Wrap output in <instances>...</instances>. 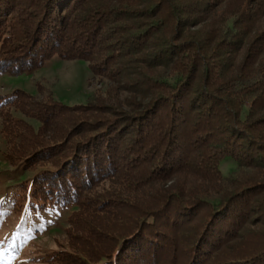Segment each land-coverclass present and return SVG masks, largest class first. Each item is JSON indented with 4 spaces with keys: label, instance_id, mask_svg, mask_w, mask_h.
<instances>
[{
    "label": "trees",
    "instance_id": "16d2710c",
    "mask_svg": "<svg viewBox=\"0 0 264 264\" xmlns=\"http://www.w3.org/2000/svg\"><path fill=\"white\" fill-rule=\"evenodd\" d=\"M225 2L0 0V75L32 73L59 55L88 61L94 78L136 84L139 98L100 127L91 123L94 96L62 103L63 122L18 107L34 123L11 116L2 129L36 175L13 211L56 224L75 211L84 236L68 248L90 264H150L127 256L143 244L154 264H264V239L253 242L243 216L264 209V190L249 203L264 187V0ZM29 95L15 91L0 107ZM121 119L131 126L124 136L99 135ZM226 159L236 163L230 175L220 168ZM102 182L109 186L91 195ZM230 208L240 215L229 222Z\"/></svg>",
    "mask_w": 264,
    "mask_h": 264
},
{
    "label": "rangeland",
    "instance_id": "374dc122",
    "mask_svg": "<svg viewBox=\"0 0 264 264\" xmlns=\"http://www.w3.org/2000/svg\"><path fill=\"white\" fill-rule=\"evenodd\" d=\"M259 1L261 0H255V2ZM230 2H233L234 6L236 5V0H226L223 7L226 8L225 6ZM261 22H264V16L261 18ZM113 77H117V75ZM135 86L136 84L132 85L129 82L122 81L119 77L113 81L108 76H97L94 78L88 61L82 59L67 60L61 58L59 55H53L43 66L32 73L22 75L4 73L0 75V101L3 98H9L15 91H23L30 94L28 99H25L26 96L24 98L21 96V100H17L18 102L5 106L3 109H1L3 105L0 107V264H70L67 263L70 260H72V264L79 262L80 264L91 263L90 256L83 257L79 254L76 255V253L74 254L68 248L73 240L79 236L81 238L84 236L83 229H77L76 219H73L71 222V219L76 214L75 211L70 210L66 212L65 216H62L57 224L52 222L54 220L52 217L32 216V214L19 215L17 211H13L15 206L20 210L23 202L27 200L28 183L34 178L36 171L30 168L29 171H26L27 166L24 170L22 167L24 161L19 162V159L9 151L6 139V132L8 131H3L2 129L5 124L10 123L6 121L7 118L11 116V118L15 119L26 118V121H30L32 124L34 123L33 120L28 118V115L25 113H21L20 109H17L18 107H29L31 109H39V111L44 112L46 115H57L58 113V117L63 122L68 117L67 113H60L58 110L62 107V103L66 105L87 104L92 101V96H94V100L95 98L97 100V104L94 107H97L98 110L92 108V112L94 111L93 115L96 116L91 121L93 127L96 125V127H100L102 125V122L97 123L99 118L110 119L111 123L114 124L117 122V117L120 116L119 113H121L120 117H123V115L132 112L136 108L130 107L139 102V98L135 94ZM36 102H39L38 106ZM43 106H47V108H42ZM122 119L112 127V134L106 135L101 132L99 135L108 136V139H110L114 135V131L120 128V136H124L127 131L131 130V126L127 122L124 123ZM85 126H87V123H85ZM77 128L81 130L83 127L77 126ZM125 129L126 131H124ZM20 133L18 132V135ZM75 134L73 132V135ZM15 141L19 142L18 139ZM107 143L108 141H105L104 146ZM15 144L20 145V143ZM93 144H96V142ZM52 146H55V144ZM56 148L57 146L52 150H56ZM16 149H18L17 146ZM175 152H177L175 155H179L177 150ZM84 154L83 157L85 156ZM120 154L121 156L124 155L122 151ZM235 167L236 163L228 159L222 160L220 164L224 175L232 174ZM22 172H25V174L20 177L19 175ZM191 182L188 183L189 188H192ZM104 186L109 185L102 182L98 188L90 191L91 195H97ZM263 190L264 187L262 186L257 191L254 190L249 203L253 201L255 195H258L257 193ZM261 195L264 196V194ZM239 215L234 208L228 214H226V211L222 214L223 218L228 219L229 222L236 220ZM243 216H248V222H245L253 230L250 238L257 245L260 240L264 239V209ZM226 219L225 221H227ZM79 231H82V233ZM14 234H19L20 236L17 237H20V239H14L12 236L8 237V235L15 236ZM141 248H143L142 255L140 259H137L139 255L138 250H142ZM154 251L150 245L143 244L140 246V249H129L128 253L130 254H127V256L133 255V262L135 261L136 263L140 260L144 263L143 259H150L151 257L149 262L150 264H154L153 254L150 253L152 256L145 254L146 252ZM159 253L162 257V251H159ZM120 264L125 263L121 261Z\"/></svg>",
    "mask_w": 264,
    "mask_h": 264
}]
</instances>
